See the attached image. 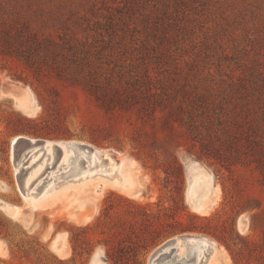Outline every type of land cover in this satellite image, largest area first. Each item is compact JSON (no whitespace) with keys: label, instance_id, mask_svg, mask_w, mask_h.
<instances>
[{"label":"rangeland","instance_id":"obj_1","mask_svg":"<svg viewBox=\"0 0 264 264\" xmlns=\"http://www.w3.org/2000/svg\"><path fill=\"white\" fill-rule=\"evenodd\" d=\"M14 16L45 35L74 24L78 36L95 41L103 53L101 71L128 92L132 105L111 114L81 85L38 76L16 54L0 53V199L20 207L14 217L0 207V264H91L95 251L105 264H119L109 252L123 264H148L156 247L188 235L209 238L218 264H264L258 257L264 256V182L258 171L241 164L227 169L199 156L198 145L189 149L192 141L177 123L186 132L179 142L169 140L166 110L157 107L153 120L140 110L159 97H149L155 92L213 99L232 82L262 88L264 0H0V21ZM5 80L30 90L29 107L1 93ZM52 99L59 109L51 110ZM20 134L113 148L132 162L123 173H134V186L130 193L121 190L127 175L118 171H88L45 191L70 185L33 208L17 188L10 157V142ZM95 164L110 165L104 159ZM200 164L210 169L218 195L195 210L188 188L191 170ZM34 187L37 193L45 189ZM58 233H65L62 253L52 247Z\"/></svg>","mask_w":264,"mask_h":264},{"label":"trees","instance_id":"obj_2","mask_svg":"<svg viewBox=\"0 0 264 264\" xmlns=\"http://www.w3.org/2000/svg\"><path fill=\"white\" fill-rule=\"evenodd\" d=\"M74 23L78 24L76 20ZM61 27L63 33L45 35L15 16L3 18L0 21V53L16 54L38 76H54L69 84L81 85L94 102L111 114L117 108H130L132 102L128 92L112 79V75L106 76L101 71L103 53L95 41L88 36H78L72 23ZM229 87V91L213 99L204 95L178 97L175 92L151 93L149 97H159L149 98L140 110L152 120L157 107L166 110L163 128L168 130L169 140L178 141V136L187 131L186 138L192 141L189 149L198 145L199 156L227 169L236 164L253 166L264 182V86L242 81L232 82ZM49 104L51 110L59 109L57 100L52 99ZM174 123L186 131L177 130ZM168 150L165 149V154H169ZM169 158L173 166L180 167L174 154ZM109 256L119 264L124 263L123 258L117 259L113 252H109ZM258 257L264 262L262 254Z\"/></svg>","mask_w":264,"mask_h":264},{"label":"bare ground","instance_id":"obj_3","mask_svg":"<svg viewBox=\"0 0 264 264\" xmlns=\"http://www.w3.org/2000/svg\"><path fill=\"white\" fill-rule=\"evenodd\" d=\"M6 82L7 80H5L3 83ZM12 82L18 83L15 81ZM16 88V94H12L10 91L7 94L3 93L2 91L1 93L11 96L15 100V104L22 109L29 107L30 101L27 95H30V90L26 87H23L21 84L20 86H16ZM16 137H14L11 142H13ZM30 138L32 141L38 139L34 137ZM41 140L42 142H37L33 146H30L28 147V149H26L29 151V158L25 163V167L28 166V169L26 170V173L22 180V188L17 187L21 192L22 197L28 202V204L32 205L33 208H38L39 206L42 207L48 201H52L57 197L63 195V193L70 187V185L67 184L59 187L49 194L44 193L45 191L52 189L54 185L59 182L74 180L77 177L86 175V172L88 171H90V174H105L118 171V173L124 177L126 173L124 174L123 171L126 169V166L128 165V163L130 165L132 164L129 159L121 155V152H118L113 148H95L91 146L90 149H87L79 146V144H84L83 142L76 140ZM55 144L60 146V151L57 150ZM73 145H75V147ZM41 150L42 152L37 154ZM10 154L12 161L13 151L11 149ZM56 154H58V157L55 160ZM83 159L88 160L85 163ZM101 159L109 161L110 165L108 167H104L103 164L101 166H96L95 163L100 162ZM19 166H21V160H19L17 164L14 165L15 173L18 171ZM68 171H71L72 174L64 175ZM191 171L192 172L190 173L188 198L189 201H191V206L195 210H202L203 208L215 202L218 195V187L212 185V173L207 166L200 164ZM126 175L127 176L123 178L126 180L123 182L122 186L118 187L121 190L130 193L131 189L134 186L135 175L131 172ZM45 177L46 179H44ZM43 181L46 182L44 183ZM83 183L84 182H81V184ZM105 183L110 186H114V184H111L110 182ZM33 186H35L33 189L38 190L41 187L42 189L45 187V189L40 190L38 192L40 195H38L37 192L30 190ZM137 193L138 192H135L132 195H136ZM0 207L13 217L18 214L20 208L19 206H10V204L4 202V200L1 199ZM64 237L65 233H58L52 242V247L59 253H62L64 250ZM173 244L176 248L172 252L171 256L164 257L159 261L158 264L219 263V258L215 255V248L212 246V241L209 238L204 237L203 235H194L184 238L177 237L175 238ZM99 253L100 251H95L91 264H105V262L99 258ZM148 264H152V261L148 260Z\"/></svg>","mask_w":264,"mask_h":264},{"label":"water","instance_id":"obj_4","mask_svg":"<svg viewBox=\"0 0 264 264\" xmlns=\"http://www.w3.org/2000/svg\"><path fill=\"white\" fill-rule=\"evenodd\" d=\"M15 84H17V85H15ZM16 86H20V84L14 83L12 81H7L6 83L1 84V91L3 93H6V94L9 91L12 94H16L17 93ZM37 142H42V140L38 138L35 141H32L29 136L24 135V134L17 135L16 139H14L13 142H10V149L13 151L12 163L14 165H16L17 162L19 160H21V166H19L18 171L15 173V180L17 183V187L22 188L21 187L22 186V180H23V177L26 173V170L28 169V167H25V163H26L27 159L29 158V155H28L29 151L26 149H28V147H30V146H33ZM55 146L57 147V150L60 151V146H58L57 144H55ZM73 146L75 147V145H73ZM79 146L87 148V149L91 148V146L87 145V144H79ZM22 152H23V154H22ZM25 157H27V158H25ZM57 157H58V154H56L55 160L57 159ZM83 161H85V159H83ZM44 179H46V177ZM188 236H181V237L184 238V237H188ZM174 240H175V238L168 239L164 243H162L161 245L156 247L154 250H152L148 256V260L152 261V264H158L159 261L161 259H163L164 257L171 256L172 252L176 248L175 245L173 244ZM99 258L101 259L100 253H99Z\"/></svg>","mask_w":264,"mask_h":264}]
</instances>
